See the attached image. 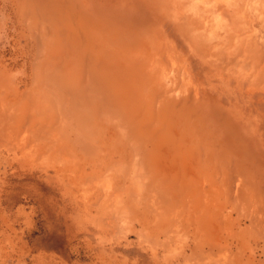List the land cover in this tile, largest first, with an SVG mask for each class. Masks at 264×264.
I'll list each match as a JSON object with an SVG mask.
<instances>
[{
	"label": "rangeland",
	"instance_id": "1",
	"mask_svg": "<svg viewBox=\"0 0 264 264\" xmlns=\"http://www.w3.org/2000/svg\"><path fill=\"white\" fill-rule=\"evenodd\" d=\"M0 264H264V0H0Z\"/></svg>",
	"mask_w": 264,
	"mask_h": 264
}]
</instances>
